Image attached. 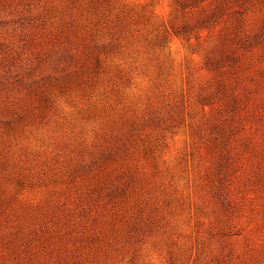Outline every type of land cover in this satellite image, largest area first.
Instances as JSON below:
<instances>
[{"label":"rangeland","instance_id":"obj_1","mask_svg":"<svg viewBox=\"0 0 264 264\" xmlns=\"http://www.w3.org/2000/svg\"><path fill=\"white\" fill-rule=\"evenodd\" d=\"M0 264H264V0H0Z\"/></svg>","mask_w":264,"mask_h":264}]
</instances>
